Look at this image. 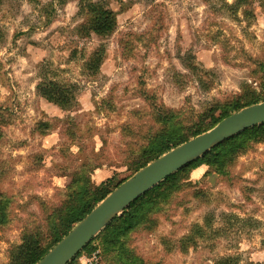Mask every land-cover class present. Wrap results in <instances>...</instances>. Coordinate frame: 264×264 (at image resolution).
<instances>
[{
  "label": "rangeland",
  "instance_id": "1",
  "mask_svg": "<svg viewBox=\"0 0 264 264\" xmlns=\"http://www.w3.org/2000/svg\"><path fill=\"white\" fill-rule=\"evenodd\" d=\"M90 1L114 13L113 34L80 33L81 5ZM235 3L2 2L0 193L11 201V223L0 228V264H14L23 237L34 223H44L42 203H61V191L81 163L102 165L92 174L95 185L125 177L139 149L160 130L158 110L178 113L191 126L218 103L260 93L264 0L240 8ZM98 48L104 56L92 73L87 63ZM46 68L47 79L72 93L69 107L38 94ZM44 123L47 129L40 128ZM200 168L165 213L130 236V249L146 264H218L229 258L264 264V139L237 157L228 177ZM197 225L209 234L183 250L180 241ZM92 247L79 264L96 258L113 264L98 240Z\"/></svg>",
  "mask_w": 264,
  "mask_h": 264
},
{
  "label": "trees",
  "instance_id": "2",
  "mask_svg": "<svg viewBox=\"0 0 264 264\" xmlns=\"http://www.w3.org/2000/svg\"><path fill=\"white\" fill-rule=\"evenodd\" d=\"M3 1L5 0H0V5ZM246 4H248V0H236L234 7L240 8ZM80 13L85 17L78 29L83 37L108 36L115 32V15L103 6L92 1L84 2L81 5ZM103 56L104 50L98 48L88 59V71L97 73ZM45 70L46 74L42 73L43 77L36 88L38 94L49 103L62 109L69 107L70 103L75 100L69 88L47 79V68ZM260 70L263 73L260 93H256L254 90L249 91L244 95L246 98L244 102L239 97L226 103H218L212 106L207 113H204L200 117V121L191 123V126L184 125L178 113L158 110L156 121L160 125V130L149 137L147 144L139 149L136 159L127 168V175L121 178L118 183L112 177L95 185L92 181V174L102 165H94V161L91 159L81 163L71 175L69 185L61 191V203L55 207L42 203L44 223L43 225L34 223L23 237L22 244L13 252L14 264H37L102 200L139 170L196 136L208 132L226 117L246 107L264 102L263 64L260 65ZM47 127H49L47 123L40 125V128L47 129ZM263 139L264 123L247 129L219 144L134 201L120 216L110 222L81 253L90 254L95 251L92 245L95 240H98L102 255H112L113 264H146L143 258L130 249L128 242L130 236L138 233L146 225H150L157 215L168 210L176 196L184 191L186 185L190 183L189 177L192 171L207 166L220 177H228L230 168L235 164L237 157L248 151L253 142ZM10 223L11 201L0 193V228H5ZM207 225L212 227V223H207ZM203 227L195 226L191 234L180 241L183 250L194 246L199 238H205L209 234V231H204ZM81 253L68 264H79L78 259ZM236 262L229 258L221 260L218 264H237Z\"/></svg>",
  "mask_w": 264,
  "mask_h": 264
},
{
  "label": "water",
  "instance_id": "3",
  "mask_svg": "<svg viewBox=\"0 0 264 264\" xmlns=\"http://www.w3.org/2000/svg\"><path fill=\"white\" fill-rule=\"evenodd\" d=\"M263 123L264 102L226 117L208 132L151 162L112 191L37 264H68L138 198L219 144Z\"/></svg>",
  "mask_w": 264,
  "mask_h": 264
},
{
  "label": "crops",
  "instance_id": "4",
  "mask_svg": "<svg viewBox=\"0 0 264 264\" xmlns=\"http://www.w3.org/2000/svg\"><path fill=\"white\" fill-rule=\"evenodd\" d=\"M198 170H202V168L197 169L196 172H197ZM97 177H98V172H97L96 174H94V177H93L94 179H93V180L95 181L96 179H98ZM95 178H96V179H95ZM96 181H97V180H96ZM98 181H99V180H98Z\"/></svg>",
  "mask_w": 264,
  "mask_h": 264
},
{
  "label": "built area",
  "instance_id": "5",
  "mask_svg": "<svg viewBox=\"0 0 264 264\" xmlns=\"http://www.w3.org/2000/svg\"><path fill=\"white\" fill-rule=\"evenodd\" d=\"M90 264H98V259H92L91 263Z\"/></svg>",
  "mask_w": 264,
  "mask_h": 264
}]
</instances>
